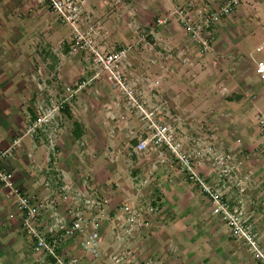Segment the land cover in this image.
Instances as JSON below:
<instances>
[{"label": "crops", "instance_id": "1", "mask_svg": "<svg viewBox=\"0 0 264 264\" xmlns=\"http://www.w3.org/2000/svg\"><path fill=\"white\" fill-rule=\"evenodd\" d=\"M81 1L84 22L99 23L100 29L93 35L97 47L126 49L117 70L144 106L157 108V116L170 122L191 149H202L193 142L202 134L207 143L214 139L217 150L232 155L233 178L219 174L207 156L196 162L195 169L230 204L241 201L247 222L264 248V134L256 123L264 113V82L255 71L257 59L242 47L253 30L264 40V22L259 25L257 17L255 22L246 20L238 8L217 24L219 31L224 30L218 40L221 58L214 61L215 55L210 53L202 66L209 72L217 62L229 78L202 84L204 80L191 79L189 72L191 80H183V68L172 66L175 55L170 54L176 48L160 54L167 49V37L177 41L183 37L173 14L168 25L153 24L168 12L169 0ZM203 1L215 8L223 0ZM68 40L46 0H0V149L10 148L3 164L20 190L37 197L55 196L60 186L69 185L74 193L105 198L103 212L109 218L120 204L153 196L159 214L149 217L141 211L150 223L147 236L128 244L117 235L119 230L112 222L104 220L96 257L83 253L80 241L86 234L65 238L61 244L65 258H77L75 264H114L110 254L130 245L129 251H139L136 254L143 259L131 264H256L255 255L248 254L213 213L199 184L179 167L159 162L152 150H134L138 139L151 134L147 121L127 106L124 94L110 84L104 72L93 76L99 66L88 50L71 54ZM148 40L154 46L146 45ZM67 54L74 60H68ZM245 62L248 67H243ZM202 66L195 67L201 70ZM78 85L82 87L73 92ZM197 87L203 93L202 114L195 112ZM213 87L222 93L217 101L207 94ZM59 104L54 121L25 132L38 116ZM197 120L204 121L200 131L195 128ZM143 179H148L146 184H141ZM95 213L85 210L87 217ZM58 222H69L63 204L57 216L41 219L40 229L51 235L54 231L49 230ZM0 264H53L50 256L33 249L31 238L21 229L15 201L2 194Z\"/></svg>", "mask_w": 264, "mask_h": 264}, {"label": "built area", "instance_id": "2", "mask_svg": "<svg viewBox=\"0 0 264 264\" xmlns=\"http://www.w3.org/2000/svg\"><path fill=\"white\" fill-rule=\"evenodd\" d=\"M46 1L57 21L60 24H68L72 28L71 40L69 41L70 52L78 53L82 50H88L92 55L94 64L99 66L98 71L93 76L97 77L100 72H104L110 84L124 94L127 106L133 108L141 119L147 121L151 134L148 138L138 139L134 145V150L139 153L148 149L152 150L157 154L159 162L167 164L169 168L179 167L190 180L199 184L201 191L209 197L212 203L213 213L226 223L229 234L234 239L241 241L242 244L249 246V250L258 260L256 264H264V248L260 246L257 234L247 223L248 219L241 201L237 199L233 204H230L229 199L218 188L211 187L195 169L196 162L201 157L207 156L208 159L213 160L219 174L227 178H233L236 175L232 164V155L220 152L210 145L202 149L196 147L193 149L186 148L172 124L157 116V108L144 106L133 87L125 80L123 74L117 70L119 63L127 55L126 49L101 50L93 39V35L96 33V31L93 33L95 24L90 23L92 34L83 29L81 25L84 22L82 1ZM242 1L223 0L217 7L210 8L207 11H198L199 14L194 15L195 3L192 0L186 2V5L180 4L179 0H174L173 15L177 22L185 28L191 40L199 43V49L206 52L213 37L211 35L213 34V28L233 14ZM167 20L168 16H165L158 18L156 22L164 24ZM263 46L264 40L261 45L256 47V50H261ZM255 71L259 79L264 82V60L256 62ZM81 87V85H78L73 89V92L78 91ZM60 108L61 105L59 104L38 116L35 123L27 128L25 132H32L36 126L39 127L46 122L48 123V121H54ZM256 123L259 131L264 134V113L257 117ZM9 149H0V194L15 201L21 216L22 231L31 238L33 249L50 256L53 264H75L77 260L75 257L65 258L61 252V244L65 238L74 239L86 234V237L80 241L83 253L96 257L99 255V228L104 220L107 219L112 222L114 227L119 230L117 235L130 242L139 235L143 228H146L148 223L141 211H145L149 217L159 214V205L157 199L153 196L151 200L147 201L138 199L124 202L117 207L112 217L107 218L104 217L103 212L104 205L107 202L105 198L74 193L69 185L60 186L55 196L47 198L23 192L14 183L12 172L3 164ZM147 181L148 179H143L141 184H146ZM60 204L64 205L69 216V222H58L53 229L49 230L54 231V233L47 235L46 231L40 229L41 219L49 215L57 216ZM85 210H93L96 213L87 217ZM159 219L162 220L163 217L161 216ZM125 251V247H121L110 254V259L114 264H131L132 259L127 257ZM147 264H149V261ZM157 264H161V262Z\"/></svg>", "mask_w": 264, "mask_h": 264}, {"label": "rangeland", "instance_id": "3", "mask_svg": "<svg viewBox=\"0 0 264 264\" xmlns=\"http://www.w3.org/2000/svg\"><path fill=\"white\" fill-rule=\"evenodd\" d=\"M169 1H170V8H169L168 12L165 14V16H168V20H169V17L171 18V15L173 14V9H174V0H169ZM179 1H180V4H185L186 5V2H188L189 0H179ZM192 1L195 3V7H194V10H193V14L194 15L199 14L198 11L199 12L200 11H205V10L207 11L212 6L210 4H207L208 5L207 6L206 3H204L203 0H192ZM242 7H244V8H242ZM238 8L240 10V13H242V11H243L242 16L245 17L246 20H249L251 18L252 21L255 22L256 17H257L259 19L258 20L259 21V25H263V22H264V20H263V18H264V0H243L241 5L237 6L236 10ZM231 15L233 16V14H231ZM107 16L108 15H105L104 17L106 18ZM165 16H160V17L155 18L153 20V24L155 26H161V25L166 26V25H168V23H169L168 20L164 24H158L156 22V20L158 18L165 17ZM238 16H241V15H238ZM101 20H99V22H101V25H103L102 24L103 21H101ZM90 23L95 24V30L93 31V33L95 31L97 32V30L100 29V26L98 25L99 23L96 24L95 21L91 22L90 20L87 19L86 22H83L81 24L85 31H88V32L91 31ZM60 25H61V32H63V34L66 36V39L69 38V40H68V43H69V41L71 40L70 36H71V33H72V28L68 24H60ZM167 27H169L168 30H169V33H170L171 32L170 31L171 30V25L167 26ZM178 27H180L179 32L183 33V37H180L178 39V41L171 39V36L167 37V38L170 39V41H166V42H169L168 45L166 44L167 49L162 51L160 54H163V52L167 53L168 51H171L172 48H176L175 49L176 51H174L173 53L170 54L172 56L175 55V57L172 58V66L175 67V65L176 66L180 65L183 68L182 71H181L183 80H191V79L198 80V81H203L204 80L203 83L201 82L202 84H204V83L208 84L210 82L211 83L212 82L213 83L214 82L217 83L218 81H221L223 79L227 80L229 78L228 75L225 76L224 68L219 67L217 62H215L214 67L209 72L205 71L206 67L202 66L203 61L204 62L206 61V56L208 54H210V53H213L215 55L214 57H212V60H214V61H219L220 60L221 57H219V56H221V55H219V53H220V51L222 52V47H221L222 44H220L218 42V40H219L220 36L222 35L221 33H223L224 30L219 31V28H216L217 25L213 28V34H211V35H213V37L211 38L212 40L210 41L209 48H208V50L206 52H203V51H201L199 49V46H198L199 43L195 42L194 40H191V38L189 37V34L185 30V28L182 27L180 24H179ZM250 28H252V27H250ZM239 29H242V26H239ZM173 30H174V28L172 29V31ZM230 31H231L230 29H227V32H230ZM90 34H92V32H90ZM184 36H186V37H184ZM152 42L153 41L148 40L146 42V45L154 46V45H152L153 44ZM178 42L183 44V45H181L180 47H176L175 44H178ZM66 44H67V40H66ZM219 44H220V46H219ZM261 44H262V35H261V33L258 32V31L253 30V32L249 34L248 40H244L242 42V47L244 48L245 51H247L248 53L252 54L254 56V58L257 59L256 60V62H257L258 60H264V59H260V58H264V47H262V49L259 50V51L256 50V47L258 45H261ZM54 45H56V47H57L58 46V42L55 43ZM219 47H221V48H219ZM158 48H159V46H158ZM166 53H164V55ZM71 54L77 55L78 53H72L71 52ZM66 56H67L68 60H70V59L74 60V56L73 55L70 56V55L67 54ZM166 56H167V54H166ZM216 56H217L218 59L216 58ZM164 59H167V57H164ZM178 59H179V61H178ZM198 63H199V65L201 63V66L203 67V68H201V70L199 68L195 67ZM248 66H249V63H247V62L243 63V67H248ZM187 72H189V76H190L191 79L187 78ZM192 76H193V78H192ZM233 80L234 79H232L231 81H233ZM196 93L197 94L194 97V100H196V102H197V104L195 106V112L197 111L198 113L202 114V108H203V104H202L203 102H201L202 94H203L202 93V88L199 87L198 90L196 91ZM208 93H210V96H213V99H215L216 101H217V98L219 99V96L220 97L222 96V93H219V89L218 88L215 89V87H213L210 90L208 89L207 94ZM219 102H220V100H219ZM217 106H218V104H216V106L214 108L215 109L218 108ZM216 112H218V111H216ZM203 123H204L203 120L195 121L196 131H200L202 129V124ZM209 139L211 141V142H209L210 146H213V144H216L214 142V139H211V138H209ZM194 140L195 141H193V142H194L195 146L204 148L207 145H209V143H207L208 141L206 140V137L204 139V135H202V134H197V137ZM184 146L186 148H187V146L191 147L189 145L186 146L185 143H184ZM164 219H162V220H164ZM161 221L159 223L160 225H161ZM163 223H164V221H163ZM163 223H162V225H163ZM147 226H150L149 222L147 223L146 228H143L142 231L139 233V235L137 237H135L134 239L138 240L140 238L146 237L147 233H148L147 232ZM121 239H123V238H121ZM257 239L259 241V237ZM125 241H126L127 244L129 243L128 240H125ZM239 242L242 243L241 241H239ZM129 246L130 245H126V247H125V249H126L125 253H126L127 257L129 259H132V260H143V259H141L142 258L141 254L140 255L136 254V253H139V251H137V250L136 251L135 250L129 251ZM243 246L246 249L245 251L248 252V254H249L250 251H251V250H249V246L246 245V244H243Z\"/></svg>", "mask_w": 264, "mask_h": 264}]
</instances>
